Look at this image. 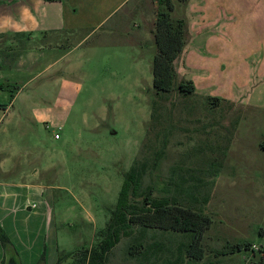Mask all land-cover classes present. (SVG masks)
Instances as JSON below:
<instances>
[{"label": "rangeland", "instance_id": "1", "mask_svg": "<svg viewBox=\"0 0 264 264\" xmlns=\"http://www.w3.org/2000/svg\"><path fill=\"white\" fill-rule=\"evenodd\" d=\"M245 3L239 26L224 40L229 41L231 56L246 55V64L223 67V56L217 57L216 49L195 51L199 56L191 53L190 72L182 60L178 62V82L193 80L198 90L204 89L198 94L185 97L174 92L167 101H158L152 73L156 48L149 47L153 40L135 49L115 37L86 54H81L83 49L74 52L70 70L66 63L54 65L14 89V94H21L16 108L28 109L17 114L26 124L12 129V137L35 155L42 174L51 167L37 182L53 194L62 245L76 251L100 242L98 233L106 229L117 205L125 173L135 162L151 160L158 130L151 125L152 105L158 101L173 110L176 127L154 172L160 177L158 187L173 169L178 173L193 169L214 182L206 207L213 219L205 236L206 259L218 264H264V65L260 64L264 0L254 5L258 11L254 15L252 1ZM156 11L155 0H133L118 17L117 31L132 30L136 37H145L154 29ZM224 94L230 97L221 98L219 106L207 100L208 95ZM213 164L221 170L205 176L203 170ZM156 240L176 251L187 237L150 231L144 243ZM226 241L248 242L255 252L227 256L212 252ZM131 244L132 239H122L109 264H136L129 255ZM167 255L160 253L158 264Z\"/></svg>", "mask_w": 264, "mask_h": 264}, {"label": "crops", "instance_id": "2", "mask_svg": "<svg viewBox=\"0 0 264 264\" xmlns=\"http://www.w3.org/2000/svg\"><path fill=\"white\" fill-rule=\"evenodd\" d=\"M132 1L0 0V264H5L7 257L2 233L16 249L22 264H57L61 255L75 251L62 245L53 194L49 193V187L37 182L40 176L49 174L51 167L42 174L36 168L35 155L24 151L19 140L12 137V129L26 124L17 114L28 109L16 108L21 94H14V89L54 65L64 67L66 63L70 70L74 52L83 49L81 54H86L87 49L107 45L114 37L135 49L149 46L153 40L149 47L156 48L154 29L145 37H136L132 30L117 31L118 17ZM246 1L173 0L172 19L183 20L185 28L184 48L175 61L177 74L180 60L184 70H192L188 59L191 53L197 54L195 51L216 49L220 53L216 56H223V67L238 62L246 64V55L231 56L229 41L224 40L231 35L232 28L239 26ZM249 1L254 15L258 12L254 6L258 0ZM260 59L264 65L263 55ZM195 88L197 94L204 90H198L196 85ZM4 123L7 124L3 127Z\"/></svg>", "mask_w": 264, "mask_h": 264}, {"label": "trees", "instance_id": "3", "mask_svg": "<svg viewBox=\"0 0 264 264\" xmlns=\"http://www.w3.org/2000/svg\"><path fill=\"white\" fill-rule=\"evenodd\" d=\"M155 3L157 11L153 36L156 54L152 63L154 93L158 101H167L174 92L188 97L196 92L194 82H178L175 68V61L185 43L184 21L172 19L171 14L175 8L173 0H155ZM207 100L212 106H219L223 99L208 97ZM158 101L152 105L151 125L152 129L156 127L158 130L151 160L146 158L142 162H135L130 171L125 173L117 205L111 210L106 229L98 233L102 237L100 242L91 249L61 255L57 264L66 258L70 259L71 264H109L111 252L124 238L132 239L129 255L136 259V264H149L152 259L154 264H158L160 253L168 254L162 264H218L217 261L206 259L204 244L205 236L213 226V219L206 214V207L210 202L214 182L197 176L193 169L180 170L179 173L173 169L160 182V188L159 175L154 177L176 129L173 110H168ZM162 110L166 115L161 113ZM217 168L213 164L210 170H203V173L206 176L221 170ZM150 231L181 234L187 237V241L182 242L176 251L157 240L150 244L144 243ZM1 239L7 250L13 248L4 233ZM244 251L255 252L248 242L231 244L230 241H226L219 249L214 248L212 252L217 256H227Z\"/></svg>", "mask_w": 264, "mask_h": 264}, {"label": "water", "instance_id": "4", "mask_svg": "<svg viewBox=\"0 0 264 264\" xmlns=\"http://www.w3.org/2000/svg\"><path fill=\"white\" fill-rule=\"evenodd\" d=\"M70 259H63L59 264H66ZM5 264H22L16 249L13 247L7 250V257Z\"/></svg>", "mask_w": 264, "mask_h": 264}, {"label": "built area", "instance_id": "5", "mask_svg": "<svg viewBox=\"0 0 264 264\" xmlns=\"http://www.w3.org/2000/svg\"><path fill=\"white\" fill-rule=\"evenodd\" d=\"M56 137H58V136H56Z\"/></svg>", "mask_w": 264, "mask_h": 264}]
</instances>
